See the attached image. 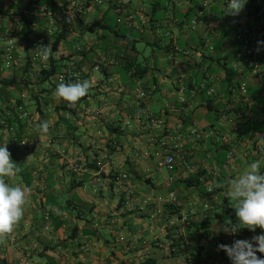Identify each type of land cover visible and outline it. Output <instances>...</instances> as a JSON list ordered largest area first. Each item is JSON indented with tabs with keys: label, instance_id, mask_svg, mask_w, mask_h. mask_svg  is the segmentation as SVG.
Listing matches in <instances>:
<instances>
[{
	"label": "crops",
	"instance_id": "1",
	"mask_svg": "<svg viewBox=\"0 0 264 264\" xmlns=\"http://www.w3.org/2000/svg\"><path fill=\"white\" fill-rule=\"evenodd\" d=\"M117 1L80 0L82 11L72 23H56L69 29L55 53L61 69L77 72L71 82L93 85L74 108L54 97L56 76L51 83L29 78L32 89L0 90L12 103L22 100L18 116L2 104L0 111L13 116L6 122L10 130L41 142L11 146L0 115V146L7 143L21 169L6 180L31 189L22 219L0 242V264H232L218 245L261 234L259 228L224 232L225 220L235 224L237 217L223 211L234 209L227 189L214 187L264 156V77L236 57L237 20L224 14L222 0L196 24L205 0H119L124 4L115 13ZM54 2L62 7L65 0ZM249 4L241 21L257 30L252 8L244 12ZM43 6L39 0H0V31L17 40L14 65L5 68L1 60L0 77L18 75L31 55L19 37L21 13L32 19V39L46 26ZM260 63L264 69V44ZM139 83L145 100L138 97ZM43 121L50 128L42 135L36 125ZM192 128L204 134L196 137ZM162 143L175 157L171 171L156 167ZM123 172L128 178L119 182ZM190 175L199 176V185L184 187ZM170 188L179 206L158 203ZM191 209L186 258L168 221Z\"/></svg>",
	"mask_w": 264,
	"mask_h": 264
},
{
	"label": "clouds",
	"instance_id": "2",
	"mask_svg": "<svg viewBox=\"0 0 264 264\" xmlns=\"http://www.w3.org/2000/svg\"><path fill=\"white\" fill-rule=\"evenodd\" d=\"M246 3L247 0H228L224 14L237 16ZM72 21L73 17L70 15L67 22L72 23ZM258 44H264V41H259ZM37 48L41 61L47 62L52 55L50 44L40 45ZM256 50L259 52L261 49L258 47ZM92 86V82L88 79L68 83L61 79L56 85L54 97L74 108L88 94ZM36 128L43 135L49 132L50 125L47 121H43L38 123ZM260 142L264 143V136H261ZM262 166H264V156L249 163L240 174L228 180L227 184L216 183L214 185L215 188L227 189L225 197L235 209L237 217L235 224L230 219L225 220L222 229L224 232L235 234L240 229H248L251 232H255L257 228L261 230V234L253 236L251 240H235L232 245H218V249L227 253L232 264H264V258L256 254L258 252L264 254V172H262ZM20 170L11 157L7 143L0 146V242L13 232L14 226L23 217L24 206L29 201L31 189L26 186L12 185L6 180V178H14Z\"/></svg>",
	"mask_w": 264,
	"mask_h": 264
},
{
	"label": "built area",
	"instance_id": "3",
	"mask_svg": "<svg viewBox=\"0 0 264 264\" xmlns=\"http://www.w3.org/2000/svg\"><path fill=\"white\" fill-rule=\"evenodd\" d=\"M98 0H95L97 2ZM221 0H205L201 4V8L197 10V14L195 19L192 21L193 24H196L198 22V18L206 11H208L212 4L215 2H219ZM225 7L228 2V0H222ZM66 4L63 8L59 9L56 12H52V10L46 6H43L40 8V12L42 15L46 18L47 24L45 26V35L33 38L32 45L33 49L31 52V57L34 61H39L40 63H46L42 62L38 53L39 49L37 48L40 45L47 46L50 44L49 40V34L51 32V26L54 24V22H57L58 20H61L63 18L68 19V17L71 15L73 18L77 16L79 13H81L82 8L80 5V0H65ZM118 6L115 8V13H120L121 9L120 6L124 4V1H117ZM126 3V2H125ZM251 8H252V14L259 20V27L257 30H253L249 25L242 22L241 19L243 17V13L241 12L239 15L234 16L237 20V30L235 32V40L239 44V49L236 52V57L240 61H244L249 68H251L252 72L264 77V69L261 67L260 63V56H261V50L257 52V48L259 47L261 49L262 44H258L259 41H264V0H252L251 1ZM44 34V33H43ZM4 41L5 45L3 46L2 50V57L4 59V65L5 68H11L12 64L15 62V56H14V50H15V42L16 39L7 35V33H1L0 32V42ZM34 64V63H33ZM35 67V65H34ZM71 73V75H74L77 77V73H72L71 71H68ZM57 80L61 81L65 79L64 74H57L56 76ZM246 83L245 81L241 82L239 85V89L241 91L245 90ZM137 94L138 97L141 100H145L147 98L146 91L141 88V85L139 83V86L137 88ZM225 116V113L223 114ZM151 125H156V123L151 120ZM191 133L194 134L196 137H201L203 135V131L192 128ZM10 145H12L15 148H24L28 145H34L38 146L41 144L39 139L37 137H34L32 139L30 138H22L21 140H18L16 137L12 136L11 140L9 141ZM61 152H63L61 150ZM175 166V157L174 154L171 153L167 148L165 143H162V148L159 152H157V159H156V167L161 169H167V170H173ZM128 178V174L123 172L118 181L121 182ZM174 177L170 176L168 178V184L171 185L173 183ZM213 190V186H210L207 188V192H211ZM159 204L168 203L172 205L179 206L180 200L178 198V194L175 189L170 188L168 194L166 197H161L158 200ZM195 214V210L191 209L189 212L177 216H173L169 219L168 225L169 227L176 228L177 232L179 233V251L182 252L186 258L189 256V247L187 244V239L185 235V228L187 225H189L191 218ZM203 217L206 218V214H203ZM25 264H28L25 262Z\"/></svg>",
	"mask_w": 264,
	"mask_h": 264
},
{
	"label": "trees",
	"instance_id": "4",
	"mask_svg": "<svg viewBox=\"0 0 264 264\" xmlns=\"http://www.w3.org/2000/svg\"><path fill=\"white\" fill-rule=\"evenodd\" d=\"M251 1L252 0H249L250 4H251ZM39 3H40V5H44L48 8H50L53 13L58 11L59 9L63 8L66 4V2H64L62 7H58V6H56V3L54 2V0H39ZM87 5H88V3L86 2L84 6H87ZM195 6L196 5H194L190 9L191 12H193V11L195 12V8H196ZM250 7H251V5H248L246 7V9L244 10V12L248 13L250 11ZM121 8H122V5L120 6V9ZM21 15H22L21 18L23 19L24 25H23L21 32L19 33V35H20L19 37L22 40L28 42V46L31 47V49H33L34 48L32 45L33 38H37V37L45 35V27L43 28L42 33L34 36L31 39L29 37V35H31L33 33L32 19H28L24 13H21ZM65 19L66 18H63L61 20H65ZM61 20H58V21H61ZM57 22H54V24L51 26L52 30L50 32L49 40H50V47L52 48V55L49 58V60L44 64V63H40L39 61H34L31 57V55L26 56L24 59V63L22 64V68L20 69V73L18 75L11 76L9 78L0 77V90L2 93H7L6 89L11 85L16 87L19 91L21 88V84H24L26 87H29L28 85H30L31 83L28 82V80H29V78H32V77H34L36 79L35 83H45V82L51 83L53 77L57 76V74H64L65 79L63 81L65 83L71 82L72 80L76 79L75 76L71 75V73H69L68 71H71L72 73H77V72L70 67H64L63 69H61L60 59L56 58V56H55V53L58 51L61 42L67 37V34L69 32V29L55 28ZM46 24H47V20H46ZM0 32L1 33H7V35L13 37L12 35L8 34V32H2V31H0ZM16 43H17V40L15 42V50H16V46H17ZM1 57L2 56L0 54V65H1L2 61L4 63V60ZM13 65L14 64H12L11 68L13 67ZM34 65H35V67H34ZM4 67H5V65H4ZM17 78H18V80H17ZM54 80H53V82H55L56 84H58L60 82L59 80H57V78H55ZM53 84L54 83H52V85ZM29 88L32 89V87H29ZM0 100L2 101V103L0 104V109L2 107V104H5V107L9 112L10 111L14 112L15 115L18 116L16 111H19L22 108V105L19 104L22 102L21 98H18V103L17 102L12 103V102H10L9 99H7V98L5 99L1 96H0ZM37 100H38V98H36V101ZM0 115H1V117L3 116V120H2L1 124L4 127V130L8 134V141L11 140L12 136L16 137L18 140H21L22 138H19L17 136V134L13 130H10L9 126L6 124V122H12L13 121V119H12L13 116L7 115L6 112H3V110L0 111ZM182 183H183L184 187L197 186V185H199V176L198 175H190V176L184 178L182 180ZM170 205L175 206L172 204H170ZM223 211H225V213L228 214L231 218L235 214V210L232 208L225 207V208H223Z\"/></svg>",
	"mask_w": 264,
	"mask_h": 264
}]
</instances>
